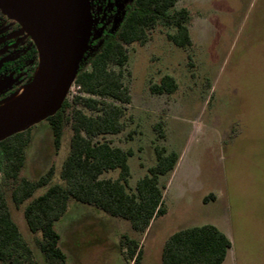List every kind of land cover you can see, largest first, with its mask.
I'll list each match as a JSON object with an SVG mask.
<instances>
[{
  "label": "rangeland",
  "instance_id": "rangeland-1",
  "mask_svg": "<svg viewBox=\"0 0 264 264\" xmlns=\"http://www.w3.org/2000/svg\"><path fill=\"white\" fill-rule=\"evenodd\" d=\"M111 2L113 31L131 0ZM180 8L189 12L191 44L175 46L166 37L173 29L158 23L143 43L126 46L122 81L131 100L124 129L103 137L131 151V187L154 165V146L178 154L174 169L159 178L165 213L140 233L126 219L69 198L54 223L64 264H161L165 240L201 224L215 225L229 238L221 264H264V0H176L171 10ZM96 28L90 44L102 27ZM164 75L175 80V91L153 93L150 85ZM73 90L71 84L66 97ZM159 122L162 138L154 127ZM71 133L66 123L56 150L48 123L33 125L19 177L34 179L53 168L47 186L62 183ZM106 176L115 177L116 171ZM47 186L16 207L12 182L0 165V189L36 264L49 263L37 245L41 235L29 230L23 209ZM125 237L137 242L136 262L129 258Z\"/></svg>",
  "mask_w": 264,
  "mask_h": 264
},
{
  "label": "trees",
  "instance_id": "trees-1",
  "mask_svg": "<svg viewBox=\"0 0 264 264\" xmlns=\"http://www.w3.org/2000/svg\"><path fill=\"white\" fill-rule=\"evenodd\" d=\"M175 2L131 0L113 33L102 34L93 44L89 39V47L73 82L79 87L77 93L65 97L60 108L45 119L56 150L64 125L70 124L69 152L61 163L59 174L62 183L47 186L53 168L34 179L19 177L32 126L0 141L1 170L4 178L12 182L10 199L16 207L30 198L36 189L47 186L26 204L23 214L29 230L40 233L37 245L49 264L65 262L66 255L59 246L60 236L54 223L65 213L69 198L126 219L131 228L140 233L146 231L152 219L165 213L164 186L160 185L159 178L174 169L178 154L164 146H154V165L148 167L131 187L127 162L131 151L114 146L103 137L124 129L126 105L131 100L129 89L122 81L128 60L126 46L143 43L148 31L158 23L173 29L166 37L175 46L186 48L191 44L187 26L189 12L185 8L172 11ZM175 89V80L169 75L150 85V90L157 94L172 93ZM154 127L158 137L162 138L161 122ZM112 171H116L115 177L106 176ZM124 239L129 258L136 262L139 255L137 242L128 237ZM230 247L229 238L215 225L186 227L165 240L161 264H221ZM0 261L36 264L30 247L11 218L1 189Z\"/></svg>",
  "mask_w": 264,
  "mask_h": 264
},
{
  "label": "water",
  "instance_id": "water-1",
  "mask_svg": "<svg viewBox=\"0 0 264 264\" xmlns=\"http://www.w3.org/2000/svg\"><path fill=\"white\" fill-rule=\"evenodd\" d=\"M0 10L31 37L32 79L0 104V141L53 115L74 82L95 21L89 0H0Z\"/></svg>",
  "mask_w": 264,
  "mask_h": 264
},
{
  "label": "flooded vegetation",
  "instance_id": "flooded-vegetation-1",
  "mask_svg": "<svg viewBox=\"0 0 264 264\" xmlns=\"http://www.w3.org/2000/svg\"><path fill=\"white\" fill-rule=\"evenodd\" d=\"M111 1L89 0L91 16L95 20L90 39L97 33V25L102 27L99 38L104 33H113L120 24L112 31L111 21L115 17L109 10ZM37 65L38 52L31 37L0 10V104L16 95L32 79Z\"/></svg>",
  "mask_w": 264,
  "mask_h": 264
},
{
  "label": "built area",
  "instance_id": "built-area-1",
  "mask_svg": "<svg viewBox=\"0 0 264 264\" xmlns=\"http://www.w3.org/2000/svg\"><path fill=\"white\" fill-rule=\"evenodd\" d=\"M72 86L75 88V90H73V94L74 93H77V90L79 89V87L78 86H75L73 83H72Z\"/></svg>",
  "mask_w": 264,
  "mask_h": 264
}]
</instances>
